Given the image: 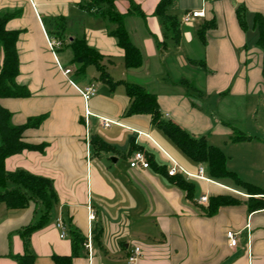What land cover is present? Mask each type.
<instances>
[{"label":"crops","instance_id":"0c3cea01","mask_svg":"<svg viewBox=\"0 0 264 264\" xmlns=\"http://www.w3.org/2000/svg\"><path fill=\"white\" fill-rule=\"evenodd\" d=\"M89 1L0 0V13L15 14L7 29L20 32L17 83L31 94L0 99V106L12 114L15 126L47 115L40 127L23 134L26 143L46 144L45 150L8 157L5 167L49 179L59 200L31 234L32 264H56L54 257L72 256V230L84 238L73 264H129L136 247L141 249L136 264H264V210L249 213L241 204L208 215L210 197L244 201L249 195L233 179H211L207 166L184 155L150 114H127V85L143 87L155 96L163 120L205 137L226 156L230 172L261 184L255 177L264 174V51L256 17L264 19V0H172L168 14L179 21L178 43L164 39L155 15L161 0H117L142 56L134 69L126 67L125 52L106 21L81 7ZM131 2L142 15L129 14ZM238 7L244 8L245 28ZM194 11L204 17L184 24L185 15ZM58 17L67 20L68 42L83 37L104 56L114 86L100 80L95 66L78 74L72 49L49 35L44 24ZM210 25L203 40L200 31ZM50 38L59 43L56 52ZM2 59L0 48V64ZM59 66L72 72L66 77ZM91 85L97 93L86 104L77 88ZM101 119L115 124L103 127ZM235 134L247 139L233 141ZM136 153L143 154L148 169L130 167ZM171 160L190 175H176L194 184L189 194L168 175ZM200 168L203 175L197 177ZM202 197L207 202H200ZM43 214L33 204L12 210L0 203V264H18L12 256L26 255L20 232L42 222ZM58 220L69 227L64 238ZM229 231L240 234L236 248L229 246Z\"/></svg>","mask_w":264,"mask_h":264},{"label":"trees","instance_id":"16d2710c","mask_svg":"<svg viewBox=\"0 0 264 264\" xmlns=\"http://www.w3.org/2000/svg\"><path fill=\"white\" fill-rule=\"evenodd\" d=\"M117 0H90L81 7L98 17L103 18L109 27V33L113 36L119 47L125 52L126 67L130 69L138 68L142 63V56L139 49L134 46L124 25V15H121L116 7ZM172 0H161L156 8L155 15L159 18L164 30V39L173 40L176 43L180 40V25L175 16L168 14V8ZM129 14H140L139 8L130 3ZM238 20L242 28H245L244 8L238 7L236 10ZM15 14L11 12L0 13V48L3 59L0 64V99L6 98H28L30 93L25 86L17 83L20 73L19 55L17 42L19 31L8 30L7 23ZM49 35L58 39L61 45L68 46L74 54L73 62L77 67L79 75H85L87 67L95 66L100 72V80L112 85L111 79L104 68L102 56L96 49L90 47L86 40L75 38L68 42V24L65 18H49L44 20ZM213 25L204 27L200 34ZM256 26L259 31V43L264 51V19L256 17ZM203 40L204 37L202 36ZM165 42V41H164ZM264 77V64H263ZM127 94L131 99L128 115L146 113L153 118V123L158 126L174 143V145L189 159L196 163L205 164L211 179L218 181L221 179H233L237 186L244 190L249 198L247 200H237L230 195L210 197L208 215H214L221 207L244 204L249 213L264 210V190L249 183L241 181L236 174L230 172L227 167V158L218 148L211 146L205 137L196 138L189 134L175 123L165 121L157 105L153 94L147 92L143 87L128 84ZM47 115H42L28 119L27 123L15 126L12 123V114L0 106V203H4L9 209H26L33 204L35 212L43 210L42 222L28 226L20 232L26 249L25 256H12L18 264H32L33 256L30 254V237L33 231L40 228L49 219L53 207L58 203V196L53 183L46 178L33 175L25 170L8 172L5 161L8 157L20 154L25 150L43 152L46 144L34 146L24 141V131L29 128H38L46 120ZM247 139L241 134H235L233 141H243ZM105 144L101 143L100 147ZM174 177V176H173ZM176 185L185 190L188 194L193 191L194 184L187 182L182 176H175ZM65 230L69 229L66 223ZM72 232L73 254L70 257H54L56 264H73V259L78 256V250L82 249L84 238L74 230Z\"/></svg>","mask_w":264,"mask_h":264},{"label":"built area","instance_id":"2783aa9c","mask_svg":"<svg viewBox=\"0 0 264 264\" xmlns=\"http://www.w3.org/2000/svg\"><path fill=\"white\" fill-rule=\"evenodd\" d=\"M215 1H219V0H215ZM199 17H204L203 11L190 12V13L185 15L183 22L186 25H190V24H192L194 19L199 18ZM48 44H49V47L52 51H54L56 46H59V43L54 39H49ZM60 69H61L63 75L66 77H68L69 74L72 72L70 69H62L61 67H60ZM77 90L80 93L81 97L83 98V100L86 104L93 97H95L96 93H97L96 86H94V85H91V86H88L85 88H77ZM87 114H89L88 111H87ZM101 123H102L103 127H109L110 125L115 124V122L107 120V119H101ZM130 167L132 169H137V168L148 169L149 163L145 160L142 153H136L130 162ZM179 172L187 174L186 171L181 166H179V164L177 162H175L174 160H171V167H170V170L168 171V175L169 176H176ZM187 175L190 176L189 174H187ZM202 175H203V168H200L199 175L197 177H202ZM200 202H207V197H202L200 199ZM90 219L93 220L94 217L90 216ZM56 225L61 230V238H64L66 236V230H65V226L63 224V221L58 220ZM227 238H228L229 246L231 248H236L240 243V234L239 233L229 231L227 233ZM86 248L90 250V248H91L90 241L87 243ZM140 255H141V249L139 247H136L134 249V251L131 252L128 256L129 264H136Z\"/></svg>","mask_w":264,"mask_h":264},{"label":"rangeland","instance_id":"374dc122","mask_svg":"<svg viewBox=\"0 0 264 264\" xmlns=\"http://www.w3.org/2000/svg\"><path fill=\"white\" fill-rule=\"evenodd\" d=\"M75 23V26L76 27H79V24L81 25V23H79V21H77V22H74ZM106 24H107V22H106ZM50 39H52V38H50ZM57 48H58V46H56V48L54 49V51L56 52V50H57ZM67 52H69V53H71V51L70 50H68ZM92 70H94V68H92ZM195 95V94H194ZM106 162H109V161H107L106 160ZM240 179V178H239ZM255 179H257V181L259 182V183H261L262 184V186L264 187V174H260V175H257V177H255ZM241 180V179H240ZM246 183H249V184H251V185H253V186H255V187H258V188H260V189H262L261 187V184H254V183H251V182H247L246 181ZM264 189V188H263ZM39 219V218H38Z\"/></svg>","mask_w":264,"mask_h":264}]
</instances>
